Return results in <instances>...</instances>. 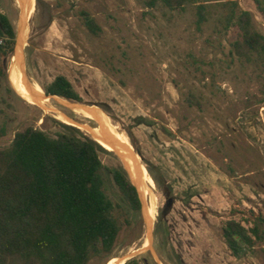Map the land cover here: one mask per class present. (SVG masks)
Returning a JSON list of instances; mask_svg holds the SVG:
<instances>
[{
	"label": "rangeland",
	"instance_id": "1",
	"mask_svg": "<svg viewBox=\"0 0 264 264\" xmlns=\"http://www.w3.org/2000/svg\"><path fill=\"white\" fill-rule=\"evenodd\" d=\"M199 1L206 21L198 27L191 4L30 0L29 14L18 0H0V15L16 33L12 55L0 58V149L27 127L54 137L70 126L94 142L100 132L128 146L153 182L143 180L140 191L132 183L145 196L134 227L122 230L111 256L89 264H264V56L238 59L232 44L240 32L226 22L232 2L261 35L264 17L253 0ZM59 76L82 102L45 98L41 86ZM20 86L35 87L43 99L34 103ZM102 147L109 151L100 153L104 166L124 168ZM107 196L118 201L111 184ZM229 220L255 223L260 232L240 259L222 238Z\"/></svg>",
	"mask_w": 264,
	"mask_h": 264
},
{
	"label": "trees",
	"instance_id": "2",
	"mask_svg": "<svg viewBox=\"0 0 264 264\" xmlns=\"http://www.w3.org/2000/svg\"><path fill=\"white\" fill-rule=\"evenodd\" d=\"M264 17V0H253ZM199 0H149L168 9L191 4L197 10V26L206 21V7ZM227 26L240 36L232 44L234 55L250 62L264 56V35L252 24L251 14L235 12L231 3ZM87 30L98 35L101 28L82 12ZM16 33L10 20L0 15V58L12 55ZM46 97L82 102L63 76L41 86ZM68 132L54 137L34 127L18 131L8 147L0 149V264H89L114 253L123 229H132L133 214L142 208L139 193L120 165L107 167L100 159L106 148L66 126ZM72 131V132H71ZM5 135L0 129V138ZM112 185L118 196H107ZM222 238L230 254L240 259L260 240L258 226L229 220ZM108 262V261H107ZM124 264H144L132 259Z\"/></svg>",
	"mask_w": 264,
	"mask_h": 264
},
{
	"label": "bare ground",
	"instance_id": "3",
	"mask_svg": "<svg viewBox=\"0 0 264 264\" xmlns=\"http://www.w3.org/2000/svg\"><path fill=\"white\" fill-rule=\"evenodd\" d=\"M18 1L20 2V5L23 7L25 12L28 11L27 13H29L30 9H32L30 0H18ZM20 57L21 55L19 54L17 57L18 62H20ZM14 67L17 68V74L21 75L23 69L21 68V66H19V63L18 65L16 64ZM20 92L24 94L28 99L32 100L34 103L37 104H39L44 97L43 94L33 86L30 87L20 86ZM45 98L47 99L46 96ZM92 138L102 146L108 147L112 151L114 150L119 155L116 156L120 159L121 163H123L124 168L126 169L128 174L130 173L129 176L131 177V181L139 189V191L141 190L139 184H141L143 188L147 189V186L145 185L146 183H144L143 180L146 181L150 186L153 185L150 176H148V173L137 162V160L135 159V157L131 152V149L128 146L122 144V142L119 139L112 138L100 132L92 133ZM140 197L144 199L145 196L142 194V196ZM150 225L151 223L148 222V228L150 227ZM124 260L115 261L113 263L110 261V263L124 264Z\"/></svg>",
	"mask_w": 264,
	"mask_h": 264
},
{
	"label": "water",
	"instance_id": "4",
	"mask_svg": "<svg viewBox=\"0 0 264 264\" xmlns=\"http://www.w3.org/2000/svg\"><path fill=\"white\" fill-rule=\"evenodd\" d=\"M54 97H56V96H54ZM138 156L142 159V157H141V155L140 154H138Z\"/></svg>",
	"mask_w": 264,
	"mask_h": 264
}]
</instances>
